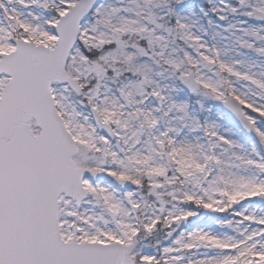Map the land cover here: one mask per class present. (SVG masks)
<instances>
[{"label":"snow or ice","instance_id":"obj_1","mask_svg":"<svg viewBox=\"0 0 264 264\" xmlns=\"http://www.w3.org/2000/svg\"><path fill=\"white\" fill-rule=\"evenodd\" d=\"M0 264H264V0H0Z\"/></svg>","mask_w":264,"mask_h":264}]
</instances>
